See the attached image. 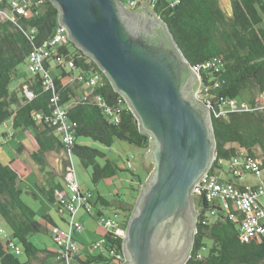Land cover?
Instances as JSON below:
<instances>
[{"label": "trees", "instance_id": "1", "mask_svg": "<svg viewBox=\"0 0 264 264\" xmlns=\"http://www.w3.org/2000/svg\"><path fill=\"white\" fill-rule=\"evenodd\" d=\"M121 1L125 4L128 0ZM228 2L229 12L222 9L219 0H143L133 11L147 3L151 14L166 26L182 58L192 69L197 70L214 57L222 62L218 73L199 70L203 83H207L208 78L219 82V86L210 91V122L216 160L209 172L218 166V160L232 158L237 148L259 159L264 172V108L257 106L258 96L264 95V0ZM8 7L6 1L0 2V11L8 10ZM57 24L58 9L50 0H34L25 16L12 11L8 18L0 15V126L11 121L13 130L28 133L30 146L34 148L20 141L17 152L27 151L42 175L43 183L35 185L37 192L62 212L57 197L63 192V186L54 171L48 169L49 153L61 156L62 179L72 172L71 156L74 155L85 169H90V181L96 186L117 176L120 171L131 169L118 167L102 148L82 141L89 140L100 147L110 148L119 140L144 150L149 148L150 139L139 131L136 118L126 102L118 106L121 95L114 90L105 74L71 41L61 52L68 53L74 67L68 69L63 65L47 64L51 86L45 85L40 74L28 71V77L18 86H12L18 67L23 63L27 66L29 53L52 36ZM75 72L85 77L99 74L102 84L91 95L87 93L78 97V89L84 83L75 79ZM245 91L251 96L247 110L231 111L226 117L219 115L222 110L219 106L223 102L228 99L238 102ZM95 95H100L109 107L116 110L118 123L111 122L103 114L92 100ZM56 108L66 109L68 120L75 124L74 141L69 147L61 143L49 121ZM23 185L24 181L10 164L0 163V217L11 229L12 239L22 249V254L15 256L6 250L0 239V264H31L43 254L42 262H45L55 256L53 251L38 248L28 238L32 234H50L49 226L56 225L48 216L40 220L36 218V213L21 199ZM101 199L99 196L98 200ZM103 201L110 206V202ZM193 203L196 221L191 249L183 264H264V236L246 243L239 233L238 224L224 215L218 206H215V217L206 215L212 207L203 193L200 199L193 198ZM118 208L123 215L125 231L133 205H119ZM232 212L237 214L234 210ZM103 237L107 247L122 249V235L115 237L106 230ZM202 248L205 250L201 258H197ZM76 262L110 264V260L101 255H91Z\"/></svg>", "mask_w": 264, "mask_h": 264}, {"label": "water", "instance_id": "2", "mask_svg": "<svg viewBox=\"0 0 264 264\" xmlns=\"http://www.w3.org/2000/svg\"><path fill=\"white\" fill-rule=\"evenodd\" d=\"M50 1L68 40L105 74L150 139L154 169L127 221L123 264H183L196 221L192 190L215 151L210 111L193 96L196 74L149 8L135 18L121 0Z\"/></svg>", "mask_w": 264, "mask_h": 264}, {"label": "built area", "instance_id": "3", "mask_svg": "<svg viewBox=\"0 0 264 264\" xmlns=\"http://www.w3.org/2000/svg\"><path fill=\"white\" fill-rule=\"evenodd\" d=\"M6 1L9 5L8 10L0 11L1 17L8 18L12 12L19 15H26L32 2L34 0H0ZM143 2V0H128L125 8L133 11ZM149 6V5H147ZM150 7V6H149ZM70 41L67 38L65 30L57 24L52 36L45 40L39 48L31 51L27 57L26 69L30 74H40L46 86H51L50 73L47 69V64L63 65L68 69L74 67L73 60L68 53H62L61 49ZM46 67V68H45ZM222 69V62L220 58L214 57L201 65L197 70L192 69L197 76L196 92L194 98L203 106L209 109L211 106L210 91L219 86L218 81H213L208 78L207 83H203L199 76V70L205 73H218ZM75 79L84 83L88 87V95H91L95 88L101 86L102 81L99 74L93 73L85 77L83 74H77ZM29 96L31 94L28 93ZM53 98L52 101H56ZM98 106L102 109L103 114L113 123H118L119 118L115 109L109 107L100 95L92 97ZM124 99L121 97L118 100V106L123 103ZM125 102V101H124ZM222 110L219 115L226 117L231 111H245L249 107L239 106L234 99H228L220 106ZM264 108V105L259 107ZM66 109L56 108L53 110L49 121L55 127V134L60 139L65 147H69L74 141L73 128L74 123H71L66 116ZM237 153L228 160H218V166L210 173V169L216 160L215 151L211 167L205 175L199 180L192 190V197L200 199L203 193L207 203L212 207L207 210L206 215L210 218L216 216L218 206L222 213L229 217L232 221L238 224L239 233L244 242L248 243L253 239H260L264 236V202L261 198L264 197V176L260 166L259 159L249 156L244 150L237 148ZM124 168L131 169L132 165L129 159H126ZM221 175H218L217 173ZM225 174L232 179H242L244 175L250 174L253 176H261L259 182L255 185L237 186L230 180L225 178ZM224 175V178L222 176ZM63 192L57 197V202L62 210L70 217L67 220V229H62L57 226H49V232L54 244L55 253L54 260L60 264H76V257L80 250V245L74 239V234L79 233L83 229L81 222L74 220V214L80 208H83L87 213H91L92 194L89 191L83 192L78 184L74 171L69 172L63 176L62 179ZM236 211L237 214L232 212ZM123 219V218H122ZM122 219L118 220L116 216L99 217V222L103 225L105 230L117 237L124 236ZM0 239L4 242L5 248L8 252L15 256L22 254L21 246L8 237L5 231L0 228ZM91 255H101L110 260V264H123L124 256L122 250L116 249L115 246L107 247L106 239L95 241L88 247ZM202 248L197 258H201Z\"/></svg>", "mask_w": 264, "mask_h": 264}, {"label": "rangeland", "instance_id": "4", "mask_svg": "<svg viewBox=\"0 0 264 264\" xmlns=\"http://www.w3.org/2000/svg\"><path fill=\"white\" fill-rule=\"evenodd\" d=\"M220 6L223 10L226 12H229V2L228 0H219ZM126 5V3H125ZM140 8H149L147 6V3H143ZM127 9V8H126ZM128 10V9H127ZM18 71H21L22 74L25 75L28 74L26 69V63H23L20 65L17 69ZM194 96V94H193ZM260 96H258V107L263 106L260 103ZM251 98L250 94L248 92H243V96L241 100H238L239 106L244 107H250L249 99ZM264 98V97H263ZM4 130H8L7 123L0 126V132H3ZM24 134V133H23ZM28 134V133H27ZM23 140V137L21 136V133L18 132L15 137H7L4 138L2 135H0V163L2 164H11L21 175H24V179L26 182L31 183L30 179L34 178V172H30L28 163L34 164L31 159L28 157L27 153L19 154L17 152V148L19 147V142ZM88 143L91 144L92 147H96L99 149H103L106 153L107 157L110 160L117 159L118 163H120L122 166H124V163L126 159H129L132 168L131 170H123L119 172V176L122 181L119 183L113 179H109L107 181H101L96 186L90 181V169H85L81 163L80 160L76 156H71V165L73 168V171L75 173V176L77 178L78 184L80 186V189L83 192H86V190H89L91 194L94 195V197H97V194H103L107 199L110 200V202L119 201L117 202L115 207H119V205H122V207H131L134 206L135 201L137 199V196L140 192V189L143 187L147 179L150 177L154 165L152 161L149 159V148L148 149H140L136 148L133 145H130L126 142L116 140L115 143L110 148H103L98 146L97 144L91 143L89 140H85ZM28 142V140H27ZM119 148H121L119 150ZM256 153L258 154L259 151L256 150ZM55 158L52 160L50 158L49 160V166L52 167L54 164ZM27 167V171H23V168ZM36 171L38 172L37 168ZM132 171L136 176H138L140 179H135L134 182L130 181L131 172ZM220 175V173H217ZM263 174H261L262 176ZM261 176H253L250 174L244 175L242 178V181L247 182L249 184H254L260 181ZM35 180V179H34ZM34 180H32L33 185L31 186V190L33 189L34 192H37L36 186L34 185ZM133 180V179H132ZM30 181V182H29ZM114 181V182H113ZM115 183L116 188L118 189L119 195L114 196L113 192L116 190L113 184ZM32 184V183H31ZM23 194L21 195V199L25 204H27L35 213L36 218L39 220L41 219V216H44L48 212L56 218V212L53 210V206L49 203H47L44 199L43 200H36L32 197L30 191H28V187L22 186ZM135 189V190H134ZM121 200V203H120ZM261 201L264 202V197L261 198ZM82 218L85 223L84 232L88 234L90 237L93 236V232H103V228H100V226H96L94 224L95 220L93 217L95 216V213L89 215L83 208L79 209ZM78 210V211H79ZM67 219L69 220L70 217L65 213ZM116 216L118 220L123 218L122 212L119 210L115 214H111V216ZM76 221H78L75 218ZM61 227L67 229V225L62 222H58ZM96 223V222H95ZM102 227L103 225L99 223ZM0 228H2L7 235L12 236L11 229L9 226L5 223V221L0 217ZM29 240L33 242L34 245H36L38 248H45L46 246L52 247V238L48 234H32L28 236ZM206 244L209 246L210 243L207 240ZM43 255H39L38 259L33 260L31 264H44L42 262ZM22 258V257H20Z\"/></svg>", "mask_w": 264, "mask_h": 264}, {"label": "crops", "instance_id": "5", "mask_svg": "<svg viewBox=\"0 0 264 264\" xmlns=\"http://www.w3.org/2000/svg\"><path fill=\"white\" fill-rule=\"evenodd\" d=\"M55 71V70H54ZM78 72H75V74H77ZM26 77H28V74H22V72L21 71H18V73H17V77L15 78V80H14V82H13V84H12V86L13 87H15V86H18V84L20 83V82H22L23 80H24V78H26ZM88 87H86L85 85H83V86H81L79 89H78V97H82V96H84L85 94H87L88 93ZM261 98H260V103L262 104V105H264V95H262V96H260ZM7 123V126H8V130H4L3 132H0V135H2L4 138H7V137H15L16 136V134H18V132H19V130H13L12 129V127H11V121H7L6 122ZM6 123H4V124H6ZM21 133V136L23 137V140H21V141H23V142H25V144L27 145V146H29V147H31V148H34V146H30V138L28 137V135L27 134H23V132H20ZM27 140H28V142H27ZM82 142H84L85 144H88L87 143V141H82ZM115 143V142H114ZM19 146H20V142H19ZM18 149V148H17ZM121 148H119V150H120ZM27 151H25V152H23V153H26ZM28 155V154H27ZM29 157V156H28ZM60 155H57V154H55V153H49V155H48V162H49V160H50V158L53 160L54 158H55V160H54V164H53V166L52 167H48V169H50V170H52V171H54V173L56 174V176H57V179L59 180V182L61 183L62 182V178L60 177V174H61V168H62V166H61V160H60ZM113 162H115L117 165H118V167H121V168H123L124 166H122L120 163H118V160L117 159H114V160H112ZM50 164V163H49ZM10 166L15 170V171H17L11 164H10ZM28 166H29V171L30 172H34L33 174H34V178H31L30 179V181H31V183H30V185H29V183L28 182H26L25 181V179H24V175H21L18 171H17V173H18V175L20 176V178H21V180L22 181H24V185L23 186H27L28 187V191H30V193H31V195H32V197L34 198V199H36V200H43L44 198L39 194V192H34L33 191V189L31 190V186L33 185V182H32V180H34L35 182H34V185H36V183H38V185H39V183H43V180H42V175H41V173L38 171H36V165L35 164H32V163H30V161H29V163H28ZM27 169V167H24L23 168V171H27L26 170ZM38 170V169H37ZM263 174V176H264V172L262 173ZM135 175V174H134ZM221 175V174H220ZM114 178V180H115V182L117 181L118 183L120 182V181H122L121 180V178H120V176L119 175H117V176H115V177H113ZM113 178H111V179H113ZM222 178H224V175L222 176ZM225 178L227 179V180H230L231 182H233L235 185H237V186H243V185H255L256 183H254V184H249V183H247V182H244V181H242V179H232V178H230V176H228V175H226L225 174ZM133 179V180H132ZM135 179H140L138 176H132L131 178H130V181H132V182H134V180ZM107 180H109V179H107ZM107 180H104V181H107ZM29 181V182H30ZM108 182V181H107ZM114 182V181H113ZM113 186L115 187V191L113 192V195L114 196H118L119 195V192H118V189L116 188V186H115V183L113 184ZM80 187V186H79ZM86 191H89V190H86ZM90 192V191H89ZM101 197L102 199V201L101 200H98V197ZM103 199H105V201H108V202H110V200L109 199H107L105 196H103V194H100V193H98L97 194V197L95 198L94 197V195L92 194V201H91V206H92V211H91V213H88L89 215H91L92 216V214H94L95 213V216L93 217V219L95 220V222H94V224L96 225V226H100V228H103V232H98V233H96V232H93V236L92 237H90L88 234H86V233H83L85 230H84V228H85V223H84V220H83V218H82V214H81V212H80V210L79 211H76V213L74 214V220H75V218L79 221V222H81V224L83 225V229H82V231L81 232H79V233H76V234H74V239L77 241V243L80 245V250H79V253L77 254V257H76V259L77 260H80V261H84V260H86V258L88 257V256H91V254L89 253V250H88V247L92 244V243H94L95 241H97V240H99V239H101L105 234H106V230H105V228L104 227H102L99 223V217H101V216H103V217H110L111 216V214H115V213H117L119 210L121 211V209L120 208H118V207H115L116 206V204H117V202H119V201H114V202H110V206H106L105 205V202L103 201ZM45 200V199H44ZM46 201V200H45ZM47 202V201H46ZM48 203V202H47ZM49 204H51V203H49ZM52 205V204H51ZM53 207V210L56 212V218H54L51 214H50V212H48L47 214H45L44 216H48V218L50 219V221H52V224H54V225H56L57 227H60V228H62V229H65V228H63V227H61L60 226V224L58 223L59 221L60 222H62L63 224L65 223L66 224V222H67V217H66V215H65V212L64 211H62V212H59L58 210H56V208H55V206L54 205H52ZM44 216H41L40 218H42V217H44ZM40 220V219H39ZM48 233V232H47ZM49 234V233H48ZM8 237H10V238H12V236L11 235H7ZM49 236H50V234H49ZM48 251L50 250V251H53L54 250V244H53V241H52V247H49V246H46L45 247ZM44 264H60V263H58V262H56L53 258H49V259H47L45 262H44Z\"/></svg>", "mask_w": 264, "mask_h": 264}, {"label": "flooded vegetation", "instance_id": "6", "mask_svg": "<svg viewBox=\"0 0 264 264\" xmlns=\"http://www.w3.org/2000/svg\"><path fill=\"white\" fill-rule=\"evenodd\" d=\"M130 12H132V13H135V18L138 16L139 17V15L140 14H143L144 13V11L143 10H135V11H130ZM194 86H195V84H194ZM194 86H193V89H194ZM149 159L152 161V158H151V156H149ZM126 258V257H125ZM126 262H127V259H126ZM126 262H125V264H126Z\"/></svg>", "mask_w": 264, "mask_h": 264}]
</instances>
